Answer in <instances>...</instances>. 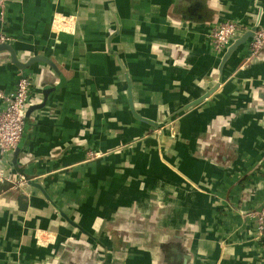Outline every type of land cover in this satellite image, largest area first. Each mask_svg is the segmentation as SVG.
Returning a JSON list of instances; mask_svg holds the SVG:
<instances>
[{
	"label": "crops",
	"instance_id": "obj_1",
	"mask_svg": "<svg viewBox=\"0 0 264 264\" xmlns=\"http://www.w3.org/2000/svg\"><path fill=\"white\" fill-rule=\"evenodd\" d=\"M225 21L264 28V0H7L0 34L48 61L0 52L36 106L0 152L28 180L0 181V264H264V49L221 68Z\"/></svg>",
	"mask_w": 264,
	"mask_h": 264
},
{
	"label": "built area",
	"instance_id": "obj_2",
	"mask_svg": "<svg viewBox=\"0 0 264 264\" xmlns=\"http://www.w3.org/2000/svg\"><path fill=\"white\" fill-rule=\"evenodd\" d=\"M7 0H0V12L3 14ZM240 26L233 21H225L216 26L210 33V40L214 51L221 55L225 52L233 40L242 34ZM11 39L0 34V45L8 44ZM251 56L258 55L264 49V28L257 27L251 38ZM32 80L29 76H21L13 91L5 93L0 91V100L3 106L0 108V152L10 154L16 150L25 125V118L30 105V90ZM90 158H97L99 154L89 153ZM0 181L10 183L13 189L25 187L28 180L25 176L13 178L0 174ZM255 217L259 235L264 234V206L256 211Z\"/></svg>",
	"mask_w": 264,
	"mask_h": 264
},
{
	"label": "water",
	"instance_id": "obj_3",
	"mask_svg": "<svg viewBox=\"0 0 264 264\" xmlns=\"http://www.w3.org/2000/svg\"><path fill=\"white\" fill-rule=\"evenodd\" d=\"M200 8V4H197L193 7V11L194 13H197V11ZM258 25L254 26L251 30L242 33L239 37L235 38L233 40V42L228 46V48L225 50V53H223V57H222V61H221V68L225 65V63L227 62V60L236 52V50L242 46L243 44L247 43V41L252 38L255 34V31L257 30ZM9 52L10 57H11V61L13 64H15L18 68L20 69H27L29 68L33 63L35 62H39V61H48L45 58L42 57H33L31 58L28 62L23 63L21 62L18 57L16 52L13 50V48L8 45V44H2L0 45V52ZM128 83H129V98H130V105H131V109L133 111V113L137 116V114L135 113V110L133 108V102H132V84H131V80L130 78H128ZM217 88L215 87L214 89L208 91L206 94H204L201 98H199L198 100H196L195 102H193L192 104H190L188 107H192V106H196L198 104H200L204 99L208 98L210 95L213 94V92L216 90ZM48 90L45 91V102L48 98ZM45 105V103H44ZM36 106H32L27 110V115H29V113L31 112V110H33ZM142 119V118H141Z\"/></svg>",
	"mask_w": 264,
	"mask_h": 264
},
{
	"label": "rangeland",
	"instance_id": "obj_4",
	"mask_svg": "<svg viewBox=\"0 0 264 264\" xmlns=\"http://www.w3.org/2000/svg\"><path fill=\"white\" fill-rule=\"evenodd\" d=\"M261 28H263V27H261Z\"/></svg>",
	"mask_w": 264,
	"mask_h": 264
}]
</instances>
